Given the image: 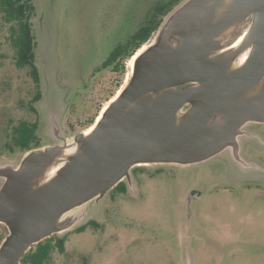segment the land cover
I'll return each mask as SVG.
<instances>
[{"label":"rangeland","instance_id":"374dc122","mask_svg":"<svg viewBox=\"0 0 264 264\" xmlns=\"http://www.w3.org/2000/svg\"><path fill=\"white\" fill-rule=\"evenodd\" d=\"M157 2L34 0L38 86L29 67L16 66L9 26L0 14V194L12 172L28 162L29 192L61 176L84 150L77 137L127 86L133 57L124 58L122 72L102 66ZM215 3L221 6L216 22L230 24L222 35L209 29L208 40L224 37L222 54L233 56V62L247 40L256 38V0H181L159 18L145 51L177 42L173 26L179 13L199 5L200 16ZM207 92L198 87L195 93L201 100ZM196 110L187 103L177 111L173 135L190 119L201 123ZM224 116L219 107L209 115V127L216 130ZM21 121L39 124V142L31 150L13 146V130ZM143 163L105 193L50 221L52 233L43 241L65 238L66 243L64 253L52 251L49 264H264V124L243 122L234 142L199 162ZM122 180L123 192L118 191ZM0 233L5 238L10 233L4 221Z\"/></svg>","mask_w":264,"mask_h":264},{"label":"water","instance_id":"95a60500","mask_svg":"<svg viewBox=\"0 0 264 264\" xmlns=\"http://www.w3.org/2000/svg\"><path fill=\"white\" fill-rule=\"evenodd\" d=\"M218 7L217 3L208 5L200 16L199 5L179 13L173 30L180 45L173 48L159 43L137 58L132 78L92 134L77 137L84 150L61 176L40 190L28 192L31 163L20 172H12L0 194V221L10 229L0 246V264H21L32 246L52 233V219L105 193L138 163L199 162L232 143L245 118L264 121V95L239 100L242 92L264 77V0H256L253 53L244 66L229 74L214 73L217 61L202 59V52L206 55L214 46L222 45L221 40H208V30L219 34L230 24L216 22ZM188 83L205 88V99L196 96L197 88L190 92L192 96L186 92L171 97L178 98L176 105L190 103L196 107L201 123H196L198 117L184 122L176 136L173 126L178 110L174 114L170 109L168 117L158 113L159 107L138 115L151 92L160 94ZM219 107L225 116L212 130L208 117Z\"/></svg>","mask_w":264,"mask_h":264},{"label":"trees","instance_id":"16d2710c","mask_svg":"<svg viewBox=\"0 0 264 264\" xmlns=\"http://www.w3.org/2000/svg\"><path fill=\"white\" fill-rule=\"evenodd\" d=\"M181 0H160L156 3L147 14L145 22L130 37L128 44H139L146 41L151 33L159 27V18L165 16ZM34 0H0V14L2 21L9 26L11 46L16 51V66L20 69L29 67L36 85H39V72L35 65V37L33 34L32 19L35 16ZM117 47L112 56L121 49ZM110 61V60H109ZM107 62L108 65L110 62ZM40 94L35 97L39 101ZM39 124L21 121L13 130V146L23 150H31V146L39 142L38 136ZM12 149V148H11ZM118 191H125V185L118 186ZM92 223V222H91ZM90 223V224H91ZM87 226L80 228L79 232L85 230ZM0 233V246L5 240ZM66 239L54 240L46 239L31 248L21 259V264H49L51 253L54 249L60 252L65 251Z\"/></svg>","mask_w":264,"mask_h":264},{"label":"flooded vegetation","instance_id":"af4514ba","mask_svg":"<svg viewBox=\"0 0 264 264\" xmlns=\"http://www.w3.org/2000/svg\"><path fill=\"white\" fill-rule=\"evenodd\" d=\"M220 9H221V6L218 9V12L220 11ZM218 16H219V13H218ZM154 33H155V31L153 33H151V35L149 36V38L146 41H144V42H142L140 44H139V41H136V43L128 44V41H129L130 38H128L127 40H125V41H123L121 43H119L114 48V50L117 47H119V46H122L121 49L115 54L114 57H111L113 52H114V50L111 52V54L108 57V59L104 62L103 66H102V69L106 70V69H108L109 67L112 66V69L115 72H122L123 66H124V62H125L124 58H128V59L132 58L135 55V53H137V51L140 50L144 46V44L150 40L151 36ZM222 33L223 32H221V35H222ZM173 34L175 36L173 38V40H177L178 45H176L177 42H174V44L173 43H169V42H167V43L169 45H171L173 48H177L180 45V41H179L177 35H175L174 30H173ZM236 37H238V36H236ZM222 38H224V37H222ZM222 38H221V36H219V38H217V40H220ZM158 44L152 45L151 47L156 46ZM151 47H149L148 49H150ZM224 48L225 47H223V45H221V46L217 45V46H214V48H212L214 50H212L211 53L209 52L208 54L205 55V51L202 52L203 61H206V60H215V61H217V65H216V68L214 69V73L224 72L223 74H229V73L233 72V70L239 69V68H241L243 66V64H239V61L237 60V55H238V53H239V51L241 49H239L236 52L235 60H233V62H232V57L233 56H230L228 59L223 56V55H225V54H222V52L225 53L224 51H222ZM217 50H220L221 52H218V54L212 53L213 51L215 52ZM233 52H234V48H229L227 53L233 54ZM222 59H223V61H222ZM108 61L110 63L108 65H106ZM89 86H87V88ZM91 87H94V84H92L88 88V90H91ZM198 87H201V86L199 84L188 83V84H182V85H178L176 87L168 88L167 91L160 92V94H156L155 91L151 92L149 95L146 96L147 97V101L145 102V105L142 107V109H140V113H138V115L142 116L146 112L150 111L152 108L154 109L156 107L157 108L159 107L160 110L158 111V113L159 112L160 113H165L166 114L165 116L168 117V115L171 114V112L169 111L170 109H172V113H173L174 111L176 112L177 110H180L184 105H186V103L183 104V105L182 104L176 105V102H177L178 98L171 97V96H173V94H175V93H186V92H189V96H192L193 93H190V92H192V90H194L195 88H198ZM263 95H264V77L261 80H259L258 82H256L255 84L251 85L244 92H242V95L240 96L239 100H251L253 98L261 97ZM144 99L145 98L141 99L140 102L135 103L131 110H133L136 106L140 105L141 102ZM172 106H175V107H172ZM175 112H174V114H175ZM96 119H97V117H96ZM96 119H94L95 123L93 122L92 125L96 124V121H97ZM245 119L246 120L244 122H246V121L247 122H253V123L257 124V125L264 124V121L254 120V119H250V118H245ZM92 125H90V126H92ZM84 132L85 131H82L81 133H84ZM232 142H234V140ZM119 183H120L119 185L123 184V180H122V182H119ZM123 185H125V184H123ZM196 193L197 192H193V194L191 195V198H194V196H196L195 195ZM197 196H198V194H197Z\"/></svg>","mask_w":264,"mask_h":264},{"label":"bare ground","instance_id":"6f19581e","mask_svg":"<svg viewBox=\"0 0 264 264\" xmlns=\"http://www.w3.org/2000/svg\"><path fill=\"white\" fill-rule=\"evenodd\" d=\"M255 41H256L255 37H251L250 39H248L247 42L245 43V46L243 48H241V50L239 51V53L237 55V60L239 62H242L243 66L248 62V60L250 59V57H251V55L253 53V50H254V47H255ZM145 47H143L142 49L138 50L137 53H135V55L132 58V61H131V71H132L131 77L133 76V73H134L135 62H136L137 58H139L143 54V52L145 51V49H144ZM130 78H128V81L130 80ZM122 90L123 89L119 90L117 92L116 96L102 109L101 113L99 114V116L97 118L96 124L92 125L89 128V130L87 131V133L85 134L86 137H88V136H90V134H92V132L96 128L97 123L101 120L103 114L106 112V110L108 109L109 105L112 104V102H114L118 98V96L121 94ZM143 164L144 165H148L149 163L148 162H144Z\"/></svg>","mask_w":264,"mask_h":264}]
</instances>
